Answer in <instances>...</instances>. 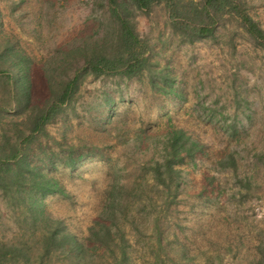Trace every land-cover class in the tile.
I'll use <instances>...</instances> for the list:
<instances>
[{"label":"rangeland","instance_id":"obj_1","mask_svg":"<svg viewBox=\"0 0 264 264\" xmlns=\"http://www.w3.org/2000/svg\"><path fill=\"white\" fill-rule=\"evenodd\" d=\"M241 1L264 29V0ZM131 19L150 42L152 70L132 80L81 78L74 101L25 142L30 115L50 97L49 59L97 37L108 20L100 0H0V63L11 45L28 68L27 77L9 69L15 84L0 74V154L21 144L33 173L59 184L39 197L37 210L17 187L0 188V264L257 261L264 239V49L228 16L214 40L192 44L173 31L163 7L151 14L133 10ZM176 129L200 147L176 166V198L168 207L160 197L146 208L125 202L131 213L126 220L114 215L111 248L96 244L90 229L104 223L111 189L129 188L142 177L153 183L144 165L161 159ZM231 156L234 165L219 164ZM38 214L61 222L87 252L79 253L71 240V252L40 260Z\"/></svg>","mask_w":264,"mask_h":264},{"label":"trees","instance_id":"obj_2","mask_svg":"<svg viewBox=\"0 0 264 264\" xmlns=\"http://www.w3.org/2000/svg\"><path fill=\"white\" fill-rule=\"evenodd\" d=\"M100 1L101 6L105 8L108 20L106 28L97 37L84 38L81 43L72 45L49 59L44 70L50 97L43 107L30 115L32 124L25 142H29L35 135L42 133L63 108L74 101L81 78L92 76L132 80L152 70L150 63L152 48L150 42L137 32L131 19L133 10L151 14L156 8L163 7L173 31L184 43L189 44L214 40L219 27L228 16L241 27L251 42L264 49V29L250 15L241 0ZM6 49V53L12 57L8 55L3 59V65L0 63V74H6L8 80L15 84L14 76L9 73V69L17 68L27 77V64L17 54L13 55L14 47L9 45ZM169 88L171 89L172 85ZM230 128L236 131L235 125ZM188 140L189 137L183 130L176 129L169 133L161 159H153L144 165V170L151 173L153 183H150L146 177H142L138 183H134L129 188L122 185L118 187L116 193L111 189L109 208L103 212L104 223H98L90 229L91 239H94L96 244L106 249L111 248L112 225L114 220H117L114 215L117 213L123 215L126 220L131 213L125 202H137L138 205L146 208L157 202V197H160L162 204L166 207L171 205L176 198L172 192H176L179 187L177 185L179 172L176 166L183 163L186 157L193 158L200 150L197 143L190 144ZM28 158L21 144H18L10 153L0 154V188L7 193L17 187L21 194L29 195L33 208L37 210L39 197L53 194L57 191L59 184L53 179L35 175ZM234 163V156L229 157L227 162L219 161L223 167L227 164L234 165ZM75 164V160L70 162L71 167ZM234 170H237L236 166ZM21 197L24 196L21 195ZM140 210L142 211L138 209L137 212ZM34 220L42 221L44 228L41 242L44 251L40 260L56 252H71L66 247L71 240L74 241V238L62 231L61 222L39 214L34 217ZM108 220H112L110 224ZM74 243L79 253L87 252L84 245L76 241ZM123 255L125 256L126 252H123ZM257 258L255 264H264V239L257 247Z\"/></svg>","mask_w":264,"mask_h":264}]
</instances>
